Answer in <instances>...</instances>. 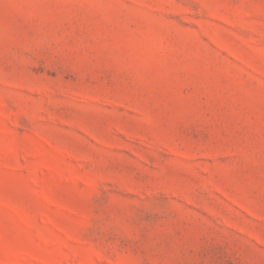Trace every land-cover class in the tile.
<instances>
[{
  "label": "rangeland",
  "instance_id": "rangeland-1",
  "mask_svg": "<svg viewBox=\"0 0 264 264\" xmlns=\"http://www.w3.org/2000/svg\"><path fill=\"white\" fill-rule=\"evenodd\" d=\"M0 264H264V0H0Z\"/></svg>",
  "mask_w": 264,
  "mask_h": 264
}]
</instances>
